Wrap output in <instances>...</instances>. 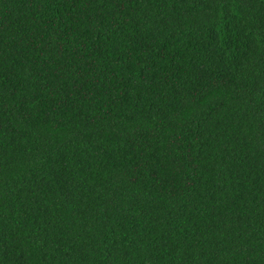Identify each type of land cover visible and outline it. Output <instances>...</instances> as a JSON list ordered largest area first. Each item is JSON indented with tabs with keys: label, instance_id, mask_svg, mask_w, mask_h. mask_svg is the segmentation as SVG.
<instances>
[{
	"label": "trees",
	"instance_id": "16d2710c",
	"mask_svg": "<svg viewBox=\"0 0 264 264\" xmlns=\"http://www.w3.org/2000/svg\"><path fill=\"white\" fill-rule=\"evenodd\" d=\"M0 264H264V0H0Z\"/></svg>",
	"mask_w": 264,
	"mask_h": 264
}]
</instances>
